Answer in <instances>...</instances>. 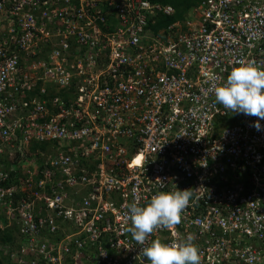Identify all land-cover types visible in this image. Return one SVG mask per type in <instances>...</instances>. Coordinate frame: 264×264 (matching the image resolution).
Listing matches in <instances>:
<instances>
[{"label": "built area", "instance_id": "built-area-1", "mask_svg": "<svg viewBox=\"0 0 264 264\" xmlns=\"http://www.w3.org/2000/svg\"><path fill=\"white\" fill-rule=\"evenodd\" d=\"M0 0V243L14 264H150L128 207L177 188L200 264H264V120L213 88L264 66V0ZM18 160L10 168L5 162ZM19 182V183H18Z\"/></svg>", "mask_w": 264, "mask_h": 264}, {"label": "clouds", "instance_id": "clouds-1", "mask_svg": "<svg viewBox=\"0 0 264 264\" xmlns=\"http://www.w3.org/2000/svg\"><path fill=\"white\" fill-rule=\"evenodd\" d=\"M213 92L215 102L231 113L256 117L254 126L257 131L261 130L259 121L264 120V66L254 61L239 63L224 81L213 88ZM193 196L191 188H177L154 194L146 204H129L128 215L132 224L129 232L142 246L140 252L150 264H200L199 246L191 234L172 242L153 239L144 246L150 234L157 229L171 230L181 222Z\"/></svg>", "mask_w": 264, "mask_h": 264}, {"label": "trees", "instance_id": "trees-1", "mask_svg": "<svg viewBox=\"0 0 264 264\" xmlns=\"http://www.w3.org/2000/svg\"><path fill=\"white\" fill-rule=\"evenodd\" d=\"M153 3H159L162 5H172L176 13L173 16H163L159 19L158 23L155 25L154 29H160L163 27H167L169 24L181 20L184 18V16L189 12V10L198 4H200L203 0H151ZM4 164L3 168H10L12 165L18 163V160H15L11 162L10 164H6L5 162H1ZM19 183V182H18ZM16 233L14 229L7 230L3 235L0 236V243L3 244L5 242H9L11 244H16ZM1 256V255H0ZM0 258V264L1 261L6 262L7 264H13L11 263L12 260L9 258V256L6 255V257L1 256Z\"/></svg>", "mask_w": 264, "mask_h": 264}, {"label": "rangeland", "instance_id": "rangeland-1", "mask_svg": "<svg viewBox=\"0 0 264 264\" xmlns=\"http://www.w3.org/2000/svg\"><path fill=\"white\" fill-rule=\"evenodd\" d=\"M0 255L2 256L3 254H0ZM1 256H0V257H1ZM3 257H4V256H3ZM0 259H2V258H0ZM2 260H3V259H2ZM1 263H2V264H7V263L4 262V261H1Z\"/></svg>", "mask_w": 264, "mask_h": 264}]
</instances>
